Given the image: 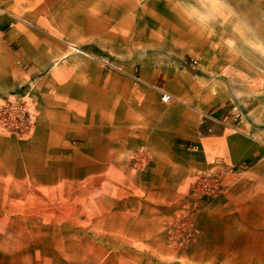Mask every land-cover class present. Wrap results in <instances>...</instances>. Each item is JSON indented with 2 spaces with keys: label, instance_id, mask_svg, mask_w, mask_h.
<instances>
[{
  "label": "rangeland",
  "instance_id": "1",
  "mask_svg": "<svg viewBox=\"0 0 264 264\" xmlns=\"http://www.w3.org/2000/svg\"><path fill=\"white\" fill-rule=\"evenodd\" d=\"M262 91L264 0H0V264H264V156L175 140Z\"/></svg>",
  "mask_w": 264,
  "mask_h": 264
},
{
  "label": "crops",
  "instance_id": "2",
  "mask_svg": "<svg viewBox=\"0 0 264 264\" xmlns=\"http://www.w3.org/2000/svg\"><path fill=\"white\" fill-rule=\"evenodd\" d=\"M173 98L191 103L186 96ZM232 102L227 101L217 109L205 113L206 118L215 122L212 123V127L209 126L207 119L205 124H202L203 119L197 122L195 119L197 111L194 108L187 106L185 109L179 108L187 112L190 118L178 116L176 145L196 146L201 156L206 157L205 142L210 143L211 151L220 156L222 162L231 166H244L264 156V91L261 95L242 97L241 101L233 102L234 106H231ZM234 109L235 114L232 116ZM245 221L241 232L256 239L264 237L259 235L260 227H257V233L255 232L257 224L264 222V203H255L251 215H247Z\"/></svg>",
  "mask_w": 264,
  "mask_h": 264
},
{
  "label": "built area",
  "instance_id": "3",
  "mask_svg": "<svg viewBox=\"0 0 264 264\" xmlns=\"http://www.w3.org/2000/svg\"><path fill=\"white\" fill-rule=\"evenodd\" d=\"M196 64H197V61L195 59H193L192 60V65L194 66ZM160 95H161L162 101H164V102H168L171 99H173V96H171L169 93H167L165 91H161ZM3 112H5V110L0 111V114L3 113ZM192 148L193 149H197L196 146H192ZM217 162L220 164L221 160H218ZM212 179L207 178V177H202V179L199 182V187L203 190V192L205 194L214 193L216 191V189H217V187L214 185V183L211 182Z\"/></svg>",
  "mask_w": 264,
  "mask_h": 264
},
{
  "label": "clouds",
  "instance_id": "4",
  "mask_svg": "<svg viewBox=\"0 0 264 264\" xmlns=\"http://www.w3.org/2000/svg\"><path fill=\"white\" fill-rule=\"evenodd\" d=\"M213 2H214V3H219V2H223V0H213ZM193 11H194V12H198V9H196L195 7H193ZM200 15L203 16V15H206V13H200ZM193 18L196 19L197 23L200 22L198 16H197V17H193Z\"/></svg>",
  "mask_w": 264,
  "mask_h": 264
}]
</instances>
